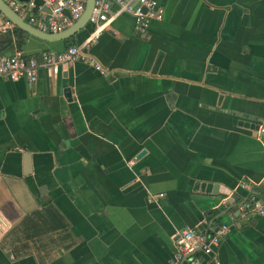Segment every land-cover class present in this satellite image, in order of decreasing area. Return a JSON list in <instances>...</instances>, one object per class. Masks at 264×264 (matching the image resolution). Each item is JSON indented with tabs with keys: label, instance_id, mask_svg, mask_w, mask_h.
Masks as SVG:
<instances>
[{
	"label": "crops",
	"instance_id": "crops-1",
	"mask_svg": "<svg viewBox=\"0 0 264 264\" xmlns=\"http://www.w3.org/2000/svg\"><path fill=\"white\" fill-rule=\"evenodd\" d=\"M156 1L145 31L122 11L86 47L106 75L0 76V264H169L176 233L222 224L180 264H264V213L241 209L252 192L264 208V0ZM93 29L15 26L0 53L39 59Z\"/></svg>",
	"mask_w": 264,
	"mask_h": 264
},
{
	"label": "built area",
	"instance_id": "built-area-1",
	"mask_svg": "<svg viewBox=\"0 0 264 264\" xmlns=\"http://www.w3.org/2000/svg\"><path fill=\"white\" fill-rule=\"evenodd\" d=\"M112 3L118 6L116 11L111 10ZM8 5L34 28L42 32L56 33L71 26L81 17L86 0H43L41 6H37L31 0L28 2L8 0ZM122 11L130 13L134 17V22L140 32L145 31L150 20H160L163 16V10L156 0H94L90 17V20L94 22V29L83 45L72 44L60 52H44L39 59L23 56L19 52L11 55L0 54V76L11 80L25 77L32 83L36 80L39 68H45L55 75L64 66L75 62L92 64L101 74L106 75V70L85 49ZM13 27L15 25L9 19L3 17L0 20V34ZM260 132L264 133V123ZM241 186L251 190L247 182H241ZM251 208L261 214L264 213L263 206L253 192L249 195L247 202L241 205L244 212ZM227 231L228 226L225 224L220 225L217 232L213 234L200 232L193 228L179 231L174 236V252L169 264H180L186 255L197 249L205 254L212 253L213 248L219 245ZM214 264H219L217 259L214 260Z\"/></svg>",
	"mask_w": 264,
	"mask_h": 264
},
{
	"label": "water",
	"instance_id": "water-1",
	"mask_svg": "<svg viewBox=\"0 0 264 264\" xmlns=\"http://www.w3.org/2000/svg\"><path fill=\"white\" fill-rule=\"evenodd\" d=\"M21 2H28L29 0H19ZM94 5V0H86V5L84 12L82 13L81 17L77 19L71 26L67 27L61 32L56 33H47L42 32L33 26L29 25L26 21H24L18 14H16L8 5V3L5 0H0V14L9 19L17 28L27 32L30 35L47 39V40H63L69 36L75 35L79 30L85 28V26L89 23L90 17L92 14V9ZM144 151L140 152V155H142ZM25 158H28L27 154L25 155ZM227 193V190L225 191ZM234 200H238L237 195L231 194L230 197L227 199V202L232 203ZM200 251L199 249L194 250L190 254L186 255L183 259L184 260L191 258L193 255L197 254V252ZM201 264L200 262L196 261L195 264Z\"/></svg>",
	"mask_w": 264,
	"mask_h": 264
},
{
	"label": "trees",
	"instance_id": "trees-1",
	"mask_svg": "<svg viewBox=\"0 0 264 264\" xmlns=\"http://www.w3.org/2000/svg\"><path fill=\"white\" fill-rule=\"evenodd\" d=\"M9 42H10V40L4 41L2 44L0 43V52L3 49V47H5V45H7Z\"/></svg>",
	"mask_w": 264,
	"mask_h": 264
}]
</instances>
